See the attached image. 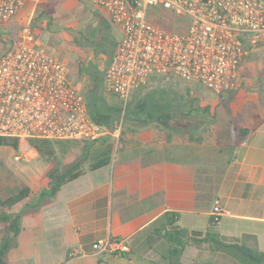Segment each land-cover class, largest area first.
<instances>
[{
  "label": "crops",
  "instance_id": "obj_1",
  "mask_svg": "<svg viewBox=\"0 0 264 264\" xmlns=\"http://www.w3.org/2000/svg\"><path fill=\"white\" fill-rule=\"evenodd\" d=\"M71 1L75 5L74 12L65 9L63 25L53 28H47L43 19L39 21V28L34 27L32 19L39 11L58 7L62 0L25 3L3 26L7 41L1 39L0 52L10 43L26 42L47 53L41 38L48 37L49 29H53L61 40L73 41L67 44L70 47L65 51L68 60L72 59L70 65L67 59L61 63L70 83L80 92L98 82V76L102 85L104 71L121 39V32L109 23L106 12L89 0ZM85 13L93 16L98 25L95 35L84 37L72 32L76 27L69 23V15ZM57 18L59 20L60 15ZM251 53L253 50H248L244 57L236 89L232 92L234 101H239L235 106H239L238 111L245 109L244 115L240 117L238 111L230 110L231 115L227 110L226 121L244 123L252 131L239 139L228 155L204 142L203 136L213 130L210 122L217 120L216 115L208 116L209 124L202 131L199 144L179 127L157 121L138 124L134 120L95 140H82L75 156L66 162L70 165L83 160L78 177L64 183L52 198L44 199L39 205H34L35 197L47 186L48 178L35 192L26 185L31 190L29 197L1 210L10 215L11 220L20 214L18 233L7 232L9 223H0V244L6 235L13 239V247L3 264H226L223 256L212 255L205 246L196 247L189 238L185 239L187 245L180 257L170 261L162 255L161 239L153 236V229L167 212L178 214L176 225L179 228L203 233L209 228L210 216L216 214L214 232L255 245L264 252V86L257 78L262 70L260 63L248 73ZM252 84L255 85L251 88L253 92H248ZM218 102L214 100L210 105ZM203 105L209 104L204 102ZM212 112L216 114L214 109ZM211 149L215 151L212 155ZM96 164V169H90V165ZM10 194L0 195V198L5 199ZM108 237L125 242L128 251L119 256L105 254L67 259L70 249L88 250L92 242ZM40 243L49 245L47 254L13 258V251L23 245Z\"/></svg>",
  "mask_w": 264,
  "mask_h": 264
},
{
  "label": "built area",
  "instance_id": "obj_2",
  "mask_svg": "<svg viewBox=\"0 0 264 264\" xmlns=\"http://www.w3.org/2000/svg\"><path fill=\"white\" fill-rule=\"evenodd\" d=\"M0 0L3 26L27 2ZM103 9L121 32L103 74L104 93L126 103L150 79L175 76L215 95L236 89L248 50L264 47V0H89ZM163 15L179 20L182 31L158 23ZM2 33V34H1ZM108 131L93 123L84 96L70 83L65 66L26 42L10 43L0 52V137L61 141L95 140ZM214 222L216 214L212 216ZM128 251L108 237L85 250L72 248L67 259Z\"/></svg>",
  "mask_w": 264,
  "mask_h": 264
},
{
  "label": "trees",
  "instance_id": "obj_3",
  "mask_svg": "<svg viewBox=\"0 0 264 264\" xmlns=\"http://www.w3.org/2000/svg\"><path fill=\"white\" fill-rule=\"evenodd\" d=\"M165 17H171L173 21L170 25L165 27L166 29L171 31L183 30L177 25L179 20L170 15H163L161 17L162 19L159 20L161 21ZM160 77H164L162 82H177L174 89L166 91L169 96L168 98H170L171 101L167 102V104L163 107H148L145 99L140 97V91L137 90L132 95V100L126 103L125 109L121 110L118 105V100L113 104H110L107 101L102 93L103 89L99 81L100 77L98 76V82H96L93 88H90L84 94V99L91 121L97 125L104 126L107 131H113L120 121H125L127 123L128 120H134L138 124H141V122L149 123L157 121L162 125H172L176 128L179 127L181 131H187L189 133L191 140H195L196 143L200 142V137H198V135L202 134V131H204L209 124L206 117H215L210 105L212 100H205V97H202L200 92L202 91L201 89H207H204L200 85L196 84L199 87L196 89L198 90L199 95L192 98L189 97L187 90L182 89L183 84L180 85L181 80L179 78L171 75ZM150 84L151 83L148 82L146 88L143 89V92L150 91L154 88L158 91L157 85L159 83L149 86ZM172 99L176 101L173 102ZM203 101L207 102L209 105L201 108L200 105ZM226 109L229 110V108ZM182 110L186 113H181L180 111ZM251 131L252 128L249 125L240 122H232L229 125L227 132L228 141L226 148L229 149V151H232L236 146L237 141L245 138ZM20 142L21 141L19 139L0 137V147H9L16 152L19 149ZM25 142L42 160L49 162L57 155L62 158L67 156L70 149L74 147V143L77 141L33 138L27 139ZM82 162L83 160L81 159L76 160L66 166L63 171L55 168L50 169L47 172L48 184L36 194L37 197H35L36 202L34 205H39L44 199L52 198L64 183L78 177L81 174L79 167ZM103 163L104 162H102V164ZM97 167V164L90 165V169H96ZM30 193V188L23 186L16 192L10 194L7 198H0V223H9L7 232L12 231L14 233H18L20 214L15 217V220H11V216L3 213L1 210L9 209L22 202L24 199L29 197ZM177 221V213L167 212L160 217L157 221L158 224L156 223V227L153 229V236L161 239V244L159 246L161 254L167 256L170 261L171 259L181 256L184 247L187 245L185 239L189 238L190 242L196 247L205 246L212 255L218 253L223 256L224 260H227L226 264H264V252L259 251L255 245L249 246L240 242V240L220 236L214 232L213 227L215 222L212 216L209 218V228L205 233L199 231L189 232L186 229L179 228L176 225ZM159 222L162 223L160 224ZM12 247L13 239L6 235L0 244V264L4 263V258Z\"/></svg>",
  "mask_w": 264,
  "mask_h": 264
},
{
  "label": "rangeland",
  "instance_id": "obj_4",
  "mask_svg": "<svg viewBox=\"0 0 264 264\" xmlns=\"http://www.w3.org/2000/svg\"><path fill=\"white\" fill-rule=\"evenodd\" d=\"M74 7L75 5L73 1L62 0V4H59L58 7L53 6L48 9L43 10L41 13L40 11L37 12V15L32 19V24L34 27L39 28L40 27L39 21L43 19V20H46L47 22V28L48 27L53 28V26L55 25L60 27V25H63L64 23L63 14L66 13L65 9L68 12H74L75 10ZM58 15H60L59 20L57 18ZM70 15L68 17L69 18L68 21L69 23L71 22L73 26L76 27V29H74L73 31L70 30V32L72 31L73 33H80L84 37H87L92 34L95 35L96 28L98 25L93 16H89L88 13H85L83 15L76 14V15H73L72 17ZM161 21L159 20L158 23H160L163 27H167L168 25H170L171 22H173L171 17H167V18L165 17ZM61 29H63V27H61ZM40 31H42V29L37 31L38 36L41 35ZM49 34L50 35L48 37L43 38V39L41 38V42H42L43 47L45 48V51L60 62L64 60L66 62V59H67L66 63L68 65L70 60L72 59L68 60L69 56L65 51H68L70 47L67 44H70V43L73 44V41L72 40H66V41L61 40L59 37L55 36V32H53V29H49ZM257 48L252 49L253 53H251L248 59V63H247L248 73L249 74L252 73L253 66L257 65V63H260L262 65V68H261L262 70L261 72H259L257 78L259 82L264 86V48L260 50ZM163 78L164 77H155V78L150 79L149 81V83H151L149 86L159 83L157 85L158 91H156V89L154 88V89H151L150 91L143 92V89H145L146 86L139 89L140 97L145 99L146 104H148V107H153V108L163 107L165 106V104H167V102L171 101V99L168 98L169 96L166 91L174 89L177 82L176 83L175 82H172V83L162 82ZM181 81H180V85L183 84L182 89L187 90V92L189 93V97L195 98L197 95H199L198 90H196L197 88H199L198 85L194 83L185 82L183 80ZM93 86H94L93 83L90 85H87L86 88L81 90L80 92L84 96V94L88 90L87 87L93 88ZM254 87L255 85L252 84L249 87L248 92L249 91L253 92V89L251 88H254ZM201 90L202 91L200 92L202 94V97H205V100L207 101L212 100V102L214 100H219L217 105L215 106L211 105L212 109L216 111L215 115L217 117V120L210 122V126H213V130L210 131L209 129L210 131L209 134H205L203 136L205 138L204 142L207 144H213L212 145L214 146L213 149L217 150L220 148L223 154L226 153V155H228L230 151L229 149L225 147L226 146L225 144H227V140H228L227 132H228L229 125L231 123L226 121L227 115L229 114L226 108H229V111L230 110L238 111L239 106H235V103L238 104L239 101H237L236 99L234 101L235 95L232 94V92L228 94H224V95H214L207 90H203V89ZM102 93L110 104L111 103L113 104L114 102H117L118 100L119 101L118 105L120 106L121 110H124L126 103L132 100V98L130 97L126 103H123L121 100H119L115 96L108 95L104 93V91ZM245 100L248 101L247 97L245 98ZM172 101L175 102L176 100L172 99ZM204 101L202 104L200 103L201 108H204L206 106V105L205 106L203 105ZM232 111H230L231 115H232ZM244 111L245 109L240 108V111H238V114L240 115V117L244 115L243 113ZM180 112L186 113L183 110ZM206 120H208V117H206ZM125 124H126L125 121H120V123L116 127L123 126ZM201 135L202 134L198 135V137H202ZM196 144H199V142ZM79 149H80V141L74 143V147L70 149L67 156L62 158L59 155H57L51 161L46 162L42 160L37 155V153L33 151L26 144L25 141H22L19 143V149L16 152V154L13 153V150L9 147L8 148L0 147V195H3V194L8 195L10 193L16 192L19 188H22L23 186H26V185L31 187L33 192H35L36 190H38L39 188L45 185L46 182L44 181L47 179V172L50 169L55 168V169H59L60 171H63V169H65V167L68 166L66 162L68 160H72V158L75 156V153ZM213 149L210 150L211 155L215 153ZM48 247L49 245L47 243H40L37 246L23 245L21 249H18L17 251H13L12 256L13 258H16V257H20L24 255H32L36 253H39L40 255L44 253L47 254L46 251ZM15 260L18 261L17 259Z\"/></svg>",
  "mask_w": 264,
  "mask_h": 264
}]
</instances>
